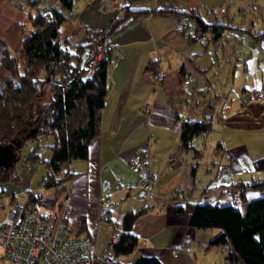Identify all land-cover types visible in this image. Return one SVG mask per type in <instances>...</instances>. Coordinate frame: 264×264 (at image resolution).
I'll use <instances>...</instances> for the list:
<instances>
[{"label": "crops", "instance_id": "obj_1", "mask_svg": "<svg viewBox=\"0 0 264 264\" xmlns=\"http://www.w3.org/2000/svg\"><path fill=\"white\" fill-rule=\"evenodd\" d=\"M17 1L26 0H0V57L5 49L16 46L21 26L28 23V9L19 7ZM208 1L75 0L72 12L60 26L59 38L66 46L72 42L70 50L73 52L79 45L94 41V33L106 30L112 20L122 17L126 5L201 10L209 14L202 8ZM53 4L59 5L58 1ZM207 17V21H219L214 9ZM186 18L178 12H152L129 21L111 34L109 54L111 58L115 54L118 60H114L113 68L107 71L108 93L101 111V128L89 141L87 157L70 162L67 169L74 174L63 181V188L57 194H41L34 191V185L25 187L32 188L29 195L49 198L48 203L37 202L40 207L56 204L55 197L60 198L63 190L71 192L69 218L77 232L92 236L97 257L111 247V222H120L128 209L144 206L145 211L132 226L138 238L137 246L129 254L121 255V260L128 262L146 253L158 256L164 264H221L225 251L222 257H216L211 253L213 247L219 245L208 246L210 237L221 228L192 226L187 205L202 200L225 203L223 191L230 184L244 190L247 199L264 193V185H251L264 181V169H257L254 162L264 153L251 154L245 145L249 141L245 133L256 131L264 122V99L246 97L249 88L263 89L259 75L252 80H241L245 75L237 61L227 67L223 65L220 74L218 71V75L207 76L213 60L200 63L199 58L208 52L206 40L212 37L217 41L221 36L215 39L213 32L208 31L189 39L185 25L190 17ZM229 25L225 30L234 28ZM193 29L189 34L195 33ZM199 41L202 49L195 45ZM151 60H155L154 70L147 69ZM245 67H249L248 62ZM158 69L164 76L156 81L153 74ZM194 73L207 85L210 77L216 79V89H212L209 96L210 87L202 82L189 87ZM221 81L224 90L217 89V82ZM145 104L150 105L149 112L144 111ZM187 119H210L213 127L202 133V137H199L201 133L196 134L192 146L183 149L180 128ZM217 127L221 129L220 134L211 136ZM209 137L210 151L205 154L197 142L203 139L206 144ZM135 155H140L144 161L142 174L149 168L157 171L150 194L136 184L142 174L130 169ZM213 155H219V159H214ZM5 181H0V219L8 205L19 200L14 190L8 191ZM104 196L114 199L113 206H103L100 200ZM179 206L181 210L177 209ZM199 256L203 257L201 263ZM0 264H5L1 246Z\"/></svg>", "mask_w": 264, "mask_h": 264}, {"label": "trees", "instance_id": "obj_2", "mask_svg": "<svg viewBox=\"0 0 264 264\" xmlns=\"http://www.w3.org/2000/svg\"><path fill=\"white\" fill-rule=\"evenodd\" d=\"M53 1H58L59 5L53 4ZM74 1H17L19 7L28 9V23L21 26V37L16 46L5 49L0 57V69L3 72V79L0 80V143H11L15 149L27 139L33 142L39 138L41 142L32 147L30 154L36 159V149L42 143L41 136H51L50 172L45 180L48 186L63 182L74 174L67 169L73 159L87 157L89 141L100 132L101 111L108 93L110 47L102 59L91 63L96 54V38L95 41L79 45L73 52L59 38L60 26L72 12ZM124 7L125 14L112 20L106 30H101L107 44L114 31L152 12H178L187 18L192 17L195 33L189 34V39H195L208 31L213 32V38L218 39L225 28L230 27L228 23L207 21L194 10ZM259 35L264 36V32ZM151 61L147 69L154 70L155 60ZM45 84L49 85L52 96L47 102L38 104ZM212 127L210 119L184 120L180 128V146L183 149L190 148L196 134L208 132ZM254 162L257 169H264V156ZM5 180H18L14 161L0 163V181ZM251 185L259 187L264 185V181ZM240 190L241 209H234L229 203L219 201L189 203V222L197 228H221L209 239L208 246L226 247L225 264H264V193L247 199L244 190ZM48 199L31 194L27 202L48 203ZM58 200L59 195L54 202ZM181 208L179 206L177 209ZM145 209L142 206L123 213L119 236L110 242L114 251L112 264H164L158 256L146 253L137 255L129 262L120 259L121 255L129 254L137 246L138 238L132 226Z\"/></svg>", "mask_w": 264, "mask_h": 264}, {"label": "rangeland", "instance_id": "obj_3", "mask_svg": "<svg viewBox=\"0 0 264 264\" xmlns=\"http://www.w3.org/2000/svg\"><path fill=\"white\" fill-rule=\"evenodd\" d=\"M208 2L209 4H206V6L203 5L202 8L205 11H209V14H211L212 10L214 9V12L217 14L220 22L232 24L234 28L226 29L217 41L213 40L212 37L207 40L205 38L206 42H204L208 43L207 47L209 53H204V55L199 58V61L200 63L207 61L210 63V60H213V64L211 63V68L206 71V75L212 76L214 73H217L218 75V71L220 74V70L222 69L223 65L227 67L230 63H236L239 61L242 65L241 71L243 75H245L242 76L241 80H246L247 78L248 80H252L253 76L259 75L258 78L261 80L263 87L262 92L264 94V36L259 35L260 33L264 32V0H210ZM197 12L200 15L202 13L206 18H209L207 17L209 14H206V12H202L201 10H198ZM191 18H189L190 20H188L185 25V32L187 33L186 36L189 35V31H194V19ZM94 34L93 40L95 41L96 33ZM73 45L74 44L72 42L67 44L69 49H72ZM195 45L200 46V49L203 47L200 41L199 44L197 43ZM114 55L115 54L112 55L108 70L113 68V64L115 62L113 64L112 62L114 60H118L117 56ZM246 62L249 64L248 68L245 67ZM2 73L3 72H1L0 69V80L3 79ZM190 77V88L195 87V85H197L199 82H202V85L210 87L207 96L211 94L212 89H216V79L214 80L212 77L208 79V81H210L212 84L209 82L208 85L207 82L198 80L197 73L192 74ZM221 82H217L219 84L217 85V89L224 90L225 85L223 84V81ZM197 95L202 96L200 94ZM51 96L52 93L49 85L45 84L43 87V93L39 97L38 104L47 102ZM220 130L221 129H219V127L215 128L212 133H210L211 136L219 135L221 132ZM245 135L248 136L247 139L249 140L248 143H244L248 148V151L251 154H256L258 156L263 155L264 122L259 129L250 133H245ZM202 136L203 135L201 133L199 137ZM41 137L42 143L36 149L38 153L36 159L39 160L40 165L36 164L37 160L35 158L30 157V154L33 150L32 147L35 145L31 139H27L21 147L15 149L11 143H0V163H9L10 161H14V170L17 175H20V178H18L19 180L5 181L4 184L6 183V188L8 191L14 190L16 197L22 202L27 201L29 194L32 191L31 187L29 190L25 188L28 184L29 186L34 185V191H38L44 195H52L53 193L57 194L61 192V189L63 188V182H58L52 184L51 186L45 184V180L47 179L48 173L50 172L48 161L51 155L50 146L53 142V139L51 136L43 135ZM210 138L211 137L206 139V144L202 142L203 139H200L199 142H197L200 147L204 148L203 152L205 154L210 151ZM205 145L208 148H206ZM216 157L219 159V155H213L214 159ZM213 248L214 251L211 254L213 256L216 254V257H222L221 254L223 255V252L226 251V247L224 248L223 245ZM134 258H130L128 262ZM197 259L199 263H201L203 257L199 256ZM122 260L125 262V259ZM5 264L10 263L5 260ZM221 264H224L223 260H221Z\"/></svg>", "mask_w": 264, "mask_h": 264}, {"label": "built area", "instance_id": "obj_4", "mask_svg": "<svg viewBox=\"0 0 264 264\" xmlns=\"http://www.w3.org/2000/svg\"><path fill=\"white\" fill-rule=\"evenodd\" d=\"M110 47L104 33H96V54L91 63L103 58ZM164 76L161 69L153 74L158 81ZM187 82V80H185ZM262 90L249 88L246 97L249 100L264 99ZM145 112L151 107L145 104ZM34 144L41 140L36 138ZM38 164L40 162H37ZM134 173H143L144 161L140 155H135L130 163ZM157 171L149 168L142 174L137 185L146 194L153 189V181ZM226 202L234 209H241L242 196L239 187L230 185L224 188ZM38 194H35L37 196ZM71 192L63 190L58 202L53 206L40 207L38 203L13 200L0 219V246L3 259L10 264H112L114 251L110 247L104 254L97 257L93 238L90 234L77 232L69 218ZM105 208L114 204L113 198L104 196L100 200ZM121 224L117 220L111 222L110 242L118 238Z\"/></svg>", "mask_w": 264, "mask_h": 264}]
</instances>
